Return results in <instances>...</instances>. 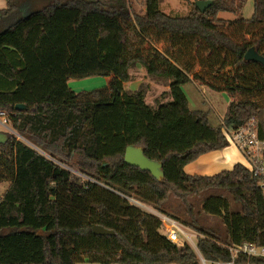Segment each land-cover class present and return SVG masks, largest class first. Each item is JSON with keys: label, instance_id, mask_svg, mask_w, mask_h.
Wrapping results in <instances>:
<instances>
[{"label": "trees", "instance_id": "obj_1", "mask_svg": "<svg viewBox=\"0 0 264 264\" xmlns=\"http://www.w3.org/2000/svg\"><path fill=\"white\" fill-rule=\"evenodd\" d=\"M160 1L144 0V14L130 0L0 8V108L17 133L0 144V182H10L0 196V264H201L199 256L231 260L229 246L243 241L264 245V193L242 163L212 175L184 171L228 144L224 129L251 118L264 139V65L244 59L251 46L264 56V18L219 15L237 13L242 0H212L203 12L191 2L185 15L162 11ZM105 69L113 74L102 87L68 85L67 77ZM140 71L168 86L152 102L149 82L124 87ZM191 80L229 97L219 124L190 108L183 85ZM128 145L160 161L163 177L126 164ZM123 195L174 208L169 215L197 232L195 246L171 242L157 216ZM93 224L114 234H94Z\"/></svg>", "mask_w": 264, "mask_h": 264}, {"label": "rangeland", "instance_id": "obj_2", "mask_svg": "<svg viewBox=\"0 0 264 264\" xmlns=\"http://www.w3.org/2000/svg\"><path fill=\"white\" fill-rule=\"evenodd\" d=\"M195 1L196 0H161L159 3V8L168 14L185 15L189 11L191 2H195ZM130 4L134 12L138 14L145 13L144 12V8H145L144 0H130ZM5 5H6V0H0V8L4 7ZM253 14H256L257 16L264 18V0H242V7L237 13L220 12L219 15L222 17L234 18L238 15H242L244 17H250ZM105 73H106L105 75H96V76H89L86 78L75 79L77 80V83H76L77 91L93 90V89L102 87L103 85L107 83L106 77L110 78V76H112L113 74L112 70L110 69H105ZM142 77H143L142 71H140V74L137 77V79H142ZM125 87L130 90H135L138 87V82H135V81L126 82ZM183 88L185 92L188 94V96L190 97L191 108L203 109L207 111L209 120L212 123V125H217L219 123V115L222 113L223 108L226 105V102L224 100V97H225L224 93L214 91L207 85H203V84L198 85V87H196L192 82L185 84ZM154 90L155 92L152 89L149 90L148 95L146 97L147 102L153 101L154 97L156 96V89ZM0 131H8V130L5 128L4 125L0 124ZM9 184L10 182L7 180L0 182V196H2V194L8 188ZM202 197H203V194L200 197V199ZM198 199L199 198H196V200ZM170 205L174 207L175 203L172 202ZM173 209L174 208L168 209L167 207L166 212H168L169 214H172L173 216H176L175 214L176 212ZM182 219H183V216H179L177 220L181 223L187 235L191 236L193 244L192 243L190 244L194 245L197 232H195L194 230L182 224L181 222ZM207 221L209 225H215L217 227L222 228L219 222H215L214 217L209 216L207 218ZM83 264H100V263L85 262Z\"/></svg>", "mask_w": 264, "mask_h": 264}, {"label": "built area", "instance_id": "obj_3", "mask_svg": "<svg viewBox=\"0 0 264 264\" xmlns=\"http://www.w3.org/2000/svg\"><path fill=\"white\" fill-rule=\"evenodd\" d=\"M0 124L17 135L10 126L9 111L0 108ZM224 134L229 144L235 145L244 156V166L257 178L258 184L264 193V139L257 135L255 121L251 118L248 122L234 129H224ZM132 205L145 210L159 218L161 228L167 239L177 245L192 243L191 236L187 235L181 223L172 215L159 211L149 206L144 201L133 196L123 195ZM191 244V245H192ZM195 246V244L193 245ZM231 260L229 261H207L200 257L201 264H251L250 262L238 263L235 258L240 254L249 258L264 259V245H256L250 241H243L240 244L229 246Z\"/></svg>", "mask_w": 264, "mask_h": 264}, {"label": "crops", "instance_id": "obj_4", "mask_svg": "<svg viewBox=\"0 0 264 264\" xmlns=\"http://www.w3.org/2000/svg\"><path fill=\"white\" fill-rule=\"evenodd\" d=\"M145 9L146 8H144V11H145ZM142 76H143L142 79H135V80L128 81V82H134L135 81V82H138V84H139L141 81H146L147 78L144 76L143 71H142ZM84 78H86V77H84ZM75 79H79V78L67 77V82H68V85L73 90L77 91V89H76L77 80H75ZM108 79L109 78L106 77L107 81H108ZM147 82H149V84H150V90L152 89L155 92L154 89H156V94H159L163 90L168 88L167 85H162V84L153 82V81L148 80V79H147ZM191 82L196 87H198V84H196L192 80L185 83V84H188ZM185 84L183 85V87L185 86ZM124 87H125V83H124ZM183 90H184V88H183ZM184 93L188 99V103L190 106V97L185 92V90H184ZM212 95H214V94H212ZM224 95H225L224 100L226 102V105L223 108L222 113L219 115V123L222 121V118L226 113L227 105H228V102L230 100L229 97L225 93H224ZM149 102H152V101H149ZM190 108H191V106H190ZM192 109H195V108H192ZM208 119H209V117H208ZM209 122H210V120H209ZM210 124H212V123L210 122ZM236 163H242L244 165L245 164L244 156L242 155V153L238 150V148L235 145L228 143L226 146H224L222 148L214 149V150H211V151H208L206 153L199 155L196 159H194L193 161L184 165V171L188 174L212 175V174H215L221 170L231 169L233 167V165Z\"/></svg>", "mask_w": 264, "mask_h": 264}, {"label": "water", "instance_id": "obj_5", "mask_svg": "<svg viewBox=\"0 0 264 264\" xmlns=\"http://www.w3.org/2000/svg\"><path fill=\"white\" fill-rule=\"evenodd\" d=\"M211 3L212 0H196L195 6L201 12H203ZM244 59L260 62L262 65H264V56L257 51L255 46H251L247 49V51L244 54ZM15 107L17 109L26 108L25 105L22 103L16 104ZM8 132L9 131H0V144H3L7 141L9 137ZM123 158L126 164L137 166L141 170L149 171L151 175L156 179H160L164 175L162 169V163L160 161L153 160L147 157L144 153L143 148L140 146H136V145L126 146ZM92 232L94 234H101V235L114 234L113 230L105 228L104 226L98 224L92 225ZM1 233L2 231H0V235Z\"/></svg>", "mask_w": 264, "mask_h": 264}]
</instances>
